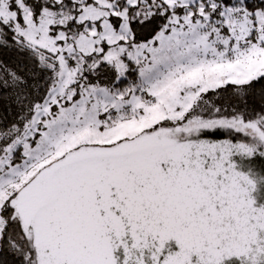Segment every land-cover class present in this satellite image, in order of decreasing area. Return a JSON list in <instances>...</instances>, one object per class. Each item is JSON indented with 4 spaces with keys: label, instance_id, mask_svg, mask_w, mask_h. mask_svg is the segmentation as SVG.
<instances>
[{
    "label": "snow or ice",
    "instance_id": "1",
    "mask_svg": "<svg viewBox=\"0 0 264 264\" xmlns=\"http://www.w3.org/2000/svg\"><path fill=\"white\" fill-rule=\"evenodd\" d=\"M0 264H264V0H0Z\"/></svg>",
    "mask_w": 264,
    "mask_h": 264
}]
</instances>
